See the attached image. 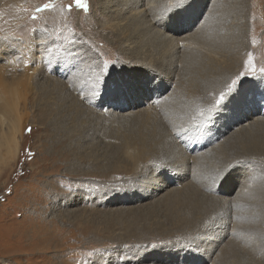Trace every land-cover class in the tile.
Instances as JSON below:
<instances>
[{"label": "rangeland", "instance_id": "1", "mask_svg": "<svg viewBox=\"0 0 264 264\" xmlns=\"http://www.w3.org/2000/svg\"><path fill=\"white\" fill-rule=\"evenodd\" d=\"M86 3L0 0L28 113L0 173V264H264V0ZM186 139L206 145L188 163Z\"/></svg>", "mask_w": 264, "mask_h": 264}, {"label": "bare ground", "instance_id": "2", "mask_svg": "<svg viewBox=\"0 0 264 264\" xmlns=\"http://www.w3.org/2000/svg\"><path fill=\"white\" fill-rule=\"evenodd\" d=\"M226 28L229 29L230 34L227 32ZM223 30H224V34H226V35L223 36L224 37L223 42L220 41V46L224 50L225 54H228L227 56H225L226 62L228 64H230L229 61H232V64H233L232 67L227 68V69L235 72V67H233L234 64L235 63L238 64V61H240V59L242 60L243 56H244L243 58H245V56H246V54L244 52H243L244 55H243V53L240 52L242 50V47L241 48L239 47V44H244V40L242 39V34H241L242 31H241V28L239 29V27L236 28V31H235V29H234V31L231 30V26L229 24L225 25V27H223ZM210 47L211 46H209L207 51L213 52L210 49ZM231 54H233V56L231 58H229ZM240 55L242 57H240ZM206 57H213V56L208 54ZM197 58L201 59L202 57L197 56ZM210 60H212V59L210 58ZM208 65H209V63L207 62L206 58L201 59V60H199L197 65H191V73H198L200 68L201 69L207 68ZM2 72H3V69L0 68V113H3L6 118L0 120V173L3 169H5L6 167H8L10 165L11 161H13L17 157L18 150H19V141H20L18 136L21 133L23 126L28 121L27 120V114L28 113L26 114L25 112L20 111L19 108H21V107H19L20 104H18V103H20L19 102L20 100L17 101V98L19 99V97L25 96L24 91L26 90V86H27L25 79H24L25 76H22V78L15 77L13 79L12 83H7V81L4 79V77L2 75ZM24 72L26 73V70H24ZM233 74H235V73H233ZM222 89H226V88H222ZM22 98H24V97H22ZM261 107L262 106H260V108ZM2 117H4V116H2ZM184 141H186V142L190 141L187 144V146L185 143V150H186V154L188 155L186 157L187 163L189 162V156L191 155L192 152L198 153L199 149L206 146L205 141H203L202 143L199 140L194 141L192 139H186ZM126 154L129 158L130 157L134 158L137 156L135 153H132L131 151H128V150L126 151ZM249 179H250L249 177L245 178L244 182H242L236 188L242 192L240 194L241 197L250 194V190H249L248 186L246 185V181H248ZM193 180L195 182L199 183V178L197 177V175H195L193 177ZM157 188H158L157 189V191H158L160 186H158ZM233 192H235V191H233ZM238 192H237V194H238ZM186 207L191 208L189 206H186ZM240 238L244 239V237H240ZM207 241H210V239H207ZM233 249L234 248H231V249H226L224 247L222 248L220 242L215 241L213 243L212 252L215 254V253H217V251H219V254H221L223 260L226 263V260L229 261V259L231 257L234 258V256L236 255L237 252L235 253V251H236L237 247H236L235 251ZM253 249L254 248H250V249L245 250V251H247L248 253H253V251H252ZM231 250L234 251L233 254H232ZM257 250H259L258 247H257ZM238 251H239V249H238ZM243 251H244V249H243ZM197 264H200V263H197Z\"/></svg>", "mask_w": 264, "mask_h": 264}, {"label": "snow or ice", "instance_id": "3", "mask_svg": "<svg viewBox=\"0 0 264 264\" xmlns=\"http://www.w3.org/2000/svg\"><path fill=\"white\" fill-rule=\"evenodd\" d=\"M76 6L81 7L84 9H87V3L86 0H75ZM177 5L182 3V0H176ZM69 9H71V5H69ZM251 63V61L249 62ZM261 71H264V69H261ZM223 99V95H221V100ZM219 103V101H217Z\"/></svg>", "mask_w": 264, "mask_h": 264}]
</instances>
